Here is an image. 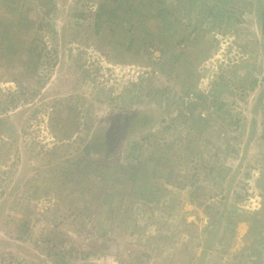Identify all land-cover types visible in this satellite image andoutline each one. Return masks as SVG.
Instances as JSON below:
<instances>
[{"label":"rangeland","instance_id":"obj_1","mask_svg":"<svg viewBox=\"0 0 264 264\" xmlns=\"http://www.w3.org/2000/svg\"><path fill=\"white\" fill-rule=\"evenodd\" d=\"M0 264H264V0H0Z\"/></svg>","mask_w":264,"mask_h":264},{"label":"built area","instance_id":"obj_2","mask_svg":"<svg viewBox=\"0 0 264 264\" xmlns=\"http://www.w3.org/2000/svg\"><path fill=\"white\" fill-rule=\"evenodd\" d=\"M153 56L156 57L157 60H159L160 58V54H158L157 52H152Z\"/></svg>","mask_w":264,"mask_h":264},{"label":"trees","instance_id":"obj_3","mask_svg":"<svg viewBox=\"0 0 264 264\" xmlns=\"http://www.w3.org/2000/svg\"><path fill=\"white\" fill-rule=\"evenodd\" d=\"M152 52H153V51H152ZM152 52H151V53H152ZM152 56H153V54H152ZM88 152H89V151H88Z\"/></svg>","mask_w":264,"mask_h":264},{"label":"bare ground","instance_id":"obj_4","mask_svg":"<svg viewBox=\"0 0 264 264\" xmlns=\"http://www.w3.org/2000/svg\"><path fill=\"white\" fill-rule=\"evenodd\" d=\"M158 53V52H157Z\"/></svg>","mask_w":264,"mask_h":264}]
</instances>
